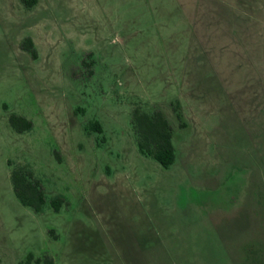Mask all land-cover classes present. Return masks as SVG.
Listing matches in <instances>:
<instances>
[{"label": "rangeland", "instance_id": "obj_1", "mask_svg": "<svg viewBox=\"0 0 264 264\" xmlns=\"http://www.w3.org/2000/svg\"><path fill=\"white\" fill-rule=\"evenodd\" d=\"M134 107L171 124L168 167L139 151ZM18 163L42 211L15 195ZM29 253L264 264V0H0V264Z\"/></svg>", "mask_w": 264, "mask_h": 264}, {"label": "trees", "instance_id": "obj_2", "mask_svg": "<svg viewBox=\"0 0 264 264\" xmlns=\"http://www.w3.org/2000/svg\"><path fill=\"white\" fill-rule=\"evenodd\" d=\"M23 4L30 8L37 0H21ZM22 47L36 56V49L31 37L27 36L22 41ZM177 116L180 117L179 108L174 106ZM132 126L136 134L137 147L145 155L152 156L163 167H168L175 160V149L172 142V126L166 116L159 109L145 111L140 107H134L131 118ZM9 123L18 132L30 130L33 126L32 120L22 114L15 112L9 116ZM93 128L101 130L98 121L93 122ZM58 156V152L56 151ZM11 164V162L9 161ZM13 190L19 201L25 205L33 207L37 211H42L47 197L39 179L34 177L33 169L29 164H16L11 171ZM62 194H57L50 199V204L55 210H59L63 203ZM50 231H53L50 229ZM33 258V254L27 256V263ZM40 257L35 259V264H39ZM47 263L52 264L51 257H45Z\"/></svg>", "mask_w": 264, "mask_h": 264}]
</instances>
